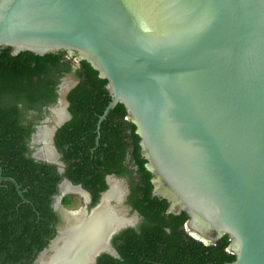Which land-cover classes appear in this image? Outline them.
I'll return each instance as SVG.
<instances>
[{"label": "water", "instance_id": "obj_1", "mask_svg": "<svg viewBox=\"0 0 264 264\" xmlns=\"http://www.w3.org/2000/svg\"><path fill=\"white\" fill-rule=\"evenodd\" d=\"M3 48L88 62L111 97L100 120L122 103L135 125L151 195L203 243L227 235L223 264H264V0H0Z\"/></svg>", "mask_w": 264, "mask_h": 264}, {"label": "trees", "instance_id": "obj_2", "mask_svg": "<svg viewBox=\"0 0 264 264\" xmlns=\"http://www.w3.org/2000/svg\"><path fill=\"white\" fill-rule=\"evenodd\" d=\"M72 59L63 51L37 55L23 51L12 55L0 49V173L13 178L0 181V264H33L39 252L54 236L60 216L51 204L63 176L81 184L92 197L91 205L107 187L112 173L127 176V203L142 216L135 228L114 236L117 256L102 253L96 264H223L235 259L227 250V235L205 244L185 229V212H167V202L151 195V173L145 168L135 125L125 118L126 108L117 103L96 127L110 102L106 79L82 60L79 82L69 92L72 119L58 129L56 146L65 163L63 174L57 167L31 156L29 126L21 119L27 112L50 102L54 94L52 73L69 70ZM50 83L52 85H50ZM26 128H25V127ZM129 155V157H127ZM127 162V163H126ZM135 169H128L127 166ZM135 176V177H134ZM64 197L62 204H70Z\"/></svg>", "mask_w": 264, "mask_h": 264}, {"label": "flooded vegetation", "instance_id": "obj_3", "mask_svg": "<svg viewBox=\"0 0 264 264\" xmlns=\"http://www.w3.org/2000/svg\"><path fill=\"white\" fill-rule=\"evenodd\" d=\"M66 56L72 59V64L70 65L69 70H62L58 73H52V78L50 80H52L54 83L53 85L54 94L51 95L50 102L43 103V105H39L37 108L29 110L27 112V116H25L20 120L23 125L29 126L28 131L30 132V137L28 140V145H29V150L31 152L30 153L31 156L33 157V153L37 151L38 148L43 147L42 144L43 141L46 140L50 141V146L49 145L46 146L48 150H46V147L43 149L44 151L43 155L45 157L50 158L51 164L56 165L59 174L64 173L65 163L62 159L61 152L58 150L56 146V133L59 128L64 126L68 121L72 119L68 94L79 82V79L76 75L80 66V62L76 63L75 56L71 57L68 54H66ZM52 84L50 83V85ZM106 84H107V80H106ZM107 114L103 119L100 120V117L102 115L101 114L98 119L97 127H96L97 135L95 137L96 143H98L100 137L99 132H100L101 121L106 118ZM125 118L128 119L131 123H133L127 111ZM135 129L136 128H134V132ZM36 134H38L39 138L41 139V143H33V137ZM47 151H49L50 154H48ZM127 157H129V155ZM144 166L146 168V162ZM127 168L132 170L135 169L133 165L129 167L127 166ZM105 182L107 184V187L100 192L97 202L94 205H91L92 197L90 192L87 191L81 184L73 183L66 176H63L61 181L58 182L57 185L58 192L57 194L53 195V202L51 206L53 210L60 216V219L57 223L54 224V228H55L54 236L50 238L46 246L48 247L46 253L47 256H50L55 253V251L52 249L53 246L56 247L61 246V251L59 253L61 259L58 262H56V264H65L66 260H67L66 262L67 264H74L76 263V261H78L79 256L86 257L87 261L85 264H87L89 257L94 252H96L101 248L104 249L101 250L100 253H98L97 256L95 257V264L98 256H100L102 253H108L113 256H117V251L113 243L114 236H116L121 231L129 227L131 228L137 227L142 221V216L140 215V213L127 203V199L130 191L128 177L118 176L109 173L105 177ZM150 183L152 184L151 178H150ZM78 186L80 187V189L78 188ZM71 194H77L81 198H83L84 206L83 208L77 210L78 212H80L78 217H75L73 220L72 219L68 220L66 215H64V213L61 212V208H65L67 205L62 204V200L61 203L58 204L57 198L61 196L62 197L61 199H63L64 197H68L70 199L69 195ZM118 200L120 201L119 203L122 202L124 205L129 207V213H130L129 215H131L129 218L122 215L119 210L114 211V207H112L111 204L116 205L118 203L117 202ZM103 206H106L109 212V215L106 218L107 222H109L108 224L109 227L107 226L105 227L104 234L106 235L108 231L113 232L112 230H114L115 228L118 227L120 228L110 236V239L108 241L104 240L105 236L103 237L96 236L94 230L95 227H97L100 224L99 221H97L96 219H94L93 221V216H94L93 214L97 213L96 216L101 218L100 215L98 214V211H100L102 215V211L105 208V207L103 208ZM168 210H169V204L167 205V212L170 213ZM78 219L81 220L77 223ZM84 222H87L89 226L83 227ZM62 231L65 236L62 239L64 241H59L58 243L54 244V241L58 238V236ZM72 240H93V241L87 244H83L80 248H77L78 250L77 258L67 259L66 258L67 249L70 247ZM97 240H104V242L94 244V242ZM113 251L116 252V254H114ZM80 264H84L82 260L80 261Z\"/></svg>", "mask_w": 264, "mask_h": 264}, {"label": "bare ground", "instance_id": "obj_4", "mask_svg": "<svg viewBox=\"0 0 264 264\" xmlns=\"http://www.w3.org/2000/svg\"><path fill=\"white\" fill-rule=\"evenodd\" d=\"M46 150H48L47 147H46ZM47 153L50 154L49 151H47ZM103 208H104V210L102 211V215H101L100 211H98V214L100 215L101 218H99L98 216H96L97 213H94L93 214L94 215L93 216V221H94V219H96L97 221H99V224H100L97 227H95V229H94L95 230V233H96V236H101V237L105 236V234H104L105 227L106 226L109 227V225H108L109 222H107V220H106L107 216L109 215V212H108L106 206H103ZM80 220L81 219H78L77 220V223ZM124 222H126V221H124ZM88 226L89 225L87 224V222H84L83 227H88ZM91 241H93V240H72V242L70 244V247L67 249L66 258L67 259H75V258H77V256H78V250H77V248H80L83 244H87V243H89ZM100 242H104V240H97V241L94 242V244L100 243ZM81 260L85 264L86 261H87V258L86 257L79 256L78 261H76V263H74V264H80V261Z\"/></svg>", "mask_w": 264, "mask_h": 264}, {"label": "rangeland", "instance_id": "obj_5", "mask_svg": "<svg viewBox=\"0 0 264 264\" xmlns=\"http://www.w3.org/2000/svg\"><path fill=\"white\" fill-rule=\"evenodd\" d=\"M70 197V204L67 205L65 208H61V212L64 213V215H66V217L68 218V220H73L75 217H78L80 212H78L77 210L83 208L84 206V200L83 198H81L79 195L77 194H71L69 195ZM118 203L116 205H112V207H114V211H120L122 215H124L125 217L129 218L131 215H129V207L124 205L122 202L119 203L120 201H117ZM78 212V213H77ZM132 220V219H130ZM192 233V232H190ZM193 234V233H192Z\"/></svg>", "mask_w": 264, "mask_h": 264}, {"label": "clouds", "instance_id": "obj_6", "mask_svg": "<svg viewBox=\"0 0 264 264\" xmlns=\"http://www.w3.org/2000/svg\"><path fill=\"white\" fill-rule=\"evenodd\" d=\"M184 227H185L186 231H187L192 237H194V235L192 234L193 232L187 227L186 222H185V224H184ZM190 232H192V233H190ZM194 238H195V237H194ZM195 239H196V238H195ZM227 250H228L229 252L233 253L232 251L229 250V247L227 248ZM233 254H234V253H233Z\"/></svg>", "mask_w": 264, "mask_h": 264}]
</instances>
